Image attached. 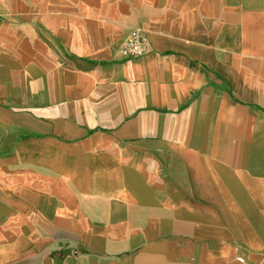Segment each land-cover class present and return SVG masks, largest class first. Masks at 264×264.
Here are the masks:
<instances>
[{
  "label": "crops",
  "instance_id": "obj_1",
  "mask_svg": "<svg viewBox=\"0 0 264 264\" xmlns=\"http://www.w3.org/2000/svg\"><path fill=\"white\" fill-rule=\"evenodd\" d=\"M0 264H264V0H0Z\"/></svg>",
  "mask_w": 264,
  "mask_h": 264
},
{
  "label": "built area",
  "instance_id": "obj_2",
  "mask_svg": "<svg viewBox=\"0 0 264 264\" xmlns=\"http://www.w3.org/2000/svg\"><path fill=\"white\" fill-rule=\"evenodd\" d=\"M147 39L144 32L136 29L130 32L128 38L121 44L120 54L124 58H136L145 53ZM242 262V258H238Z\"/></svg>",
  "mask_w": 264,
  "mask_h": 264
}]
</instances>
